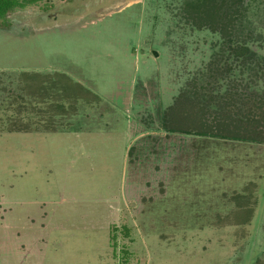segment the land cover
Listing matches in <instances>:
<instances>
[{
  "label": "rangeland",
  "instance_id": "obj_1",
  "mask_svg": "<svg viewBox=\"0 0 264 264\" xmlns=\"http://www.w3.org/2000/svg\"><path fill=\"white\" fill-rule=\"evenodd\" d=\"M188 1L49 0L0 20V264H264V139L164 121L203 91L264 93V0H243L241 57Z\"/></svg>",
  "mask_w": 264,
  "mask_h": 264
},
{
  "label": "trees",
  "instance_id": "obj_2",
  "mask_svg": "<svg viewBox=\"0 0 264 264\" xmlns=\"http://www.w3.org/2000/svg\"><path fill=\"white\" fill-rule=\"evenodd\" d=\"M48 1L0 0V20L4 21L3 25L8 26V16L17 8ZM227 1L189 0L184 8L186 17L193 25L201 29L208 28L213 32H221L231 43L230 47L236 57L245 56L248 53V47L235 42V35L245 29L244 19L248 10L243 0H231L229 4ZM232 43H235V46ZM194 86L198 87L197 83L194 82ZM201 88L204 90L203 85ZM248 88L247 83L242 92H236V94L234 91L232 94L228 92L229 94L220 96L221 99H217L216 102L213 101L214 97L211 94L193 90L194 93L203 94L201 102L195 98H190L187 102L178 99L167 110L165 124L171 131L261 141L264 139V93L259 94ZM241 98H249L247 100H251L250 106L243 108V105L239 103ZM222 100L223 104H221ZM58 106L62 108L61 104Z\"/></svg>",
  "mask_w": 264,
  "mask_h": 264
}]
</instances>
